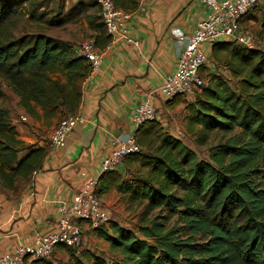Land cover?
<instances>
[{"label": "trees", "instance_id": "1", "mask_svg": "<svg viewBox=\"0 0 264 264\" xmlns=\"http://www.w3.org/2000/svg\"><path fill=\"white\" fill-rule=\"evenodd\" d=\"M23 1L0 0V79L31 117H38V108L46 118L74 115L90 63L76 54L77 44L40 30L14 35L11 26ZM112 1L131 13L139 5V0ZM34 6L25 10L35 24L55 26L82 14L97 49L111 41L95 0H78L47 19L36 12L41 5ZM254 9L242 21L255 20ZM259 22L254 38L264 40V10ZM208 56L229 77L213 69L202 72L206 84L200 90L166 103L185 100L189 126L199 127V145L213 131L233 134L211 146L203 159L164 131L157 117L141 124L133 133L140 150L125 156L140 169L129 179L118 166L103 171L96 190L101 194L115 187L129 194L131 202L143 205L142 222L137 232L115 221L95 229L119 260L65 247L73 264H264V50L215 40ZM3 95L0 87V99ZM48 145L20 139L9 111L0 106V191H17L40 169ZM26 264L53 263L29 258Z\"/></svg>", "mask_w": 264, "mask_h": 264}, {"label": "crops", "instance_id": "2", "mask_svg": "<svg viewBox=\"0 0 264 264\" xmlns=\"http://www.w3.org/2000/svg\"><path fill=\"white\" fill-rule=\"evenodd\" d=\"M207 11L202 0H139L126 23L129 35L139 41L138 47L119 39L98 49L102 53L101 64L85 78L81 101L74 114L83 120L75 125L66 145L60 149L48 145L40 169L27 181L20 182L17 191H0V255L56 227L58 208L69 204L86 180L98 178L102 173L100 162L115 147L114 139L135 132L131 112L150 92L153 93L150 100L156 110L160 109L165 100L158 94V88L164 77L174 71L179 50L171 29L190 34ZM203 48L210 53L211 43L203 44ZM37 111L35 121L43 119L41 109ZM47 125L51 130L56 118ZM23 134L19 138L26 143L42 145L43 140L34 139L32 133ZM126 159L118 165L122 177L126 168L140 169L136 162ZM98 196L109 213V204L119 205L118 200L135 203L130 201L129 194L115 187ZM80 227L84 232L91 229L96 237L104 239L87 223L80 221ZM70 253L58 245L48 258L53 264L60 261L73 264Z\"/></svg>", "mask_w": 264, "mask_h": 264}, {"label": "built area", "instance_id": "3", "mask_svg": "<svg viewBox=\"0 0 264 264\" xmlns=\"http://www.w3.org/2000/svg\"><path fill=\"white\" fill-rule=\"evenodd\" d=\"M95 1L100 7V15L107 33L111 36V42L123 39L138 47L139 41L133 39L127 30L126 23L131 18V13L116 7L112 0ZM202 2L208 11L197 20L190 34L177 28L171 29L179 50L174 71L164 77L158 88V94L165 101L179 95L191 97L206 84L202 72L209 56L203 44L215 40H235L247 47H253L254 35L245 30L242 19L248 11L263 4L264 0H202ZM75 51L78 56L84 57L90 63L89 74L98 69L102 53L94 46L93 39L84 40L77 45ZM152 94L150 92L131 112V122L135 130L144 122L157 117L156 105L150 100ZM82 120L79 115L61 119L49 134L50 146L56 149L63 148L75 125ZM113 143L115 147L100 162L101 172L117 167L125 156L140 150L133 133L116 138ZM97 180L98 178L86 180L72 201L58 208V222L52 231L42 233L31 242L19 244L2 253L0 264H26L29 258H48L58 245L78 248L82 243L83 232L77 221L87 223L92 229L106 226L110 215L96 191Z\"/></svg>", "mask_w": 264, "mask_h": 264}, {"label": "rangeland", "instance_id": "4", "mask_svg": "<svg viewBox=\"0 0 264 264\" xmlns=\"http://www.w3.org/2000/svg\"><path fill=\"white\" fill-rule=\"evenodd\" d=\"M77 1L78 0H36L35 4L33 0H24L21 4L19 12L17 13L18 16L16 20H14L15 22L13 26H11V30L16 36L24 34V32L31 33L40 30L49 36L60 38L78 45L84 40L89 39V35L91 34V31H89L87 28V22L82 17V14L76 13L72 17H70L69 21H65L64 23L55 26H48L44 22L42 24L33 23V21L27 18L28 14H26V12L28 11L25 10L29 9L30 11L34 9L33 5H35V9L38 7V5H41L39 8H37L36 12L38 11L39 13H44V18L47 19L53 13L62 11L63 13L66 12L71 6L75 5ZM263 10L264 4L257 6V8L255 7L252 13L256 16V19L249 22L244 20L242 21L244 27L246 28L245 30H247L252 35H254L257 29L260 27L259 20L262 17ZM22 11H24L25 14L20 15ZM253 46L264 50V40L254 38ZM205 66H208V68L205 69V71L207 72L213 69L216 74L223 77H229L225 71V68L222 65L214 62L212 59H208ZM0 87L4 92L3 97L0 99V106L6 108L9 111L11 121L18 131V136L22 135L23 133L28 134L30 132L32 133L31 135L34 136V139H41L49 143V134L52 129L49 130V125L47 124L53 122L55 118L57 124L61 119L72 116L65 115L60 116V118L43 117V119L39 118V121H35L34 117H31L27 113H25L23 108L17 104V97L10 91L7 84L2 79H0ZM189 98L190 97H188V99ZM161 103L163 104L160 106L159 110L157 109L156 112L158 114L157 117H159V121L161 123L160 125L162 126L163 130L168 134L179 138L183 143L192 148L198 154L199 158H207L208 149L211 146L223 142L227 137L233 134V132L223 133L213 131L210 133L207 142L205 144L199 145L196 142L199 127L189 126L186 118L185 100L179 99L171 104L166 103V101H163ZM22 117H24L25 119H23ZM125 171L126 172L124 173L123 178L129 179L133 174V169L126 168ZM117 203L120 204H109V221H115L120 226L137 232L138 226L142 222L141 212L143 210V205L138 203H129L127 201H124V199L118 200ZM82 232L84 233V235L82 233V243L78 247L80 250L91 249L95 253H99L100 255H102V257L108 261H115L120 259V255L116 252H113L104 239H99L98 237H96L91 229L86 230L85 232L82 230ZM65 263L66 262L64 261H60L59 264Z\"/></svg>", "mask_w": 264, "mask_h": 264}]
</instances>
